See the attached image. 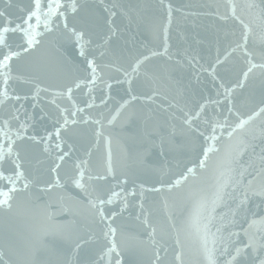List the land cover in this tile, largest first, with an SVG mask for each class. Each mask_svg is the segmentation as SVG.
<instances>
[{
	"label": "water",
	"instance_id": "water-1",
	"mask_svg": "<svg viewBox=\"0 0 264 264\" xmlns=\"http://www.w3.org/2000/svg\"><path fill=\"white\" fill-rule=\"evenodd\" d=\"M32 7L0 0L14 21ZM50 22L12 62L16 79L0 96V125L23 137L13 135L12 148L24 174L11 207H0V264H209V256L228 264L237 247L245 250L233 264H256L264 255V0H78L67 28L59 16ZM72 29L84 34L83 56ZM246 32L250 57L238 47ZM9 39L22 43L21 34ZM69 88L71 98L62 95ZM3 170H15L7 158ZM11 187L0 179V192ZM113 192L101 221L93 204ZM109 224L114 238L105 237Z\"/></svg>",
	"mask_w": 264,
	"mask_h": 264
},
{
	"label": "snow or ice",
	"instance_id": "snow-or-ice-1",
	"mask_svg": "<svg viewBox=\"0 0 264 264\" xmlns=\"http://www.w3.org/2000/svg\"><path fill=\"white\" fill-rule=\"evenodd\" d=\"M11 2V0H10ZM164 0H161V3H163ZM31 3L33 7L24 13V15L17 20H13L11 17H6L5 13L3 11H0V77L3 78V91H0V96H8V84L9 81L12 79H16V77L12 76V62L16 59H19L22 55V53L28 52L31 49H34L39 43L40 40L37 39V29L41 26L43 23V27L46 31H51L50 26V17L56 15L59 16L62 20H64V27L67 28L68 25L66 23V13L70 10L72 13H75L78 8V0H69V3L65 5L63 0H31ZM47 7L48 11H44V7ZM63 9V10H62ZM169 18L171 17V6L169 5ZM233 15H235V8L233 7ZM43 16V21L41 20V17ZM33 20L35 21V24H33ZM243 23V22H242ZM247 29V26H245ZM250 31V29H248ZM73 34L77 37L78 42L81 43V55H84L83 51V45H84V34L81 32H76L75 29H72ZM21 34V40L22 43L13 46V44L10 42L9 34ZM42 35V33H39ZM245 44L244 45H238V47H245L248 41V35L247 32L243 37ZM166 50V49H165ZM245 52L249 57L251 56L250 53H247V49L245 47ZM155 55V53H153ZM147 59V57H145ZM89 67L91 68V81L90 83H94L97 79L96 76V66L94 64V61L89 60ZM142 63V61H138L137 64L133 67V72H136L139 68V64ZM256 65H252V67H255ZM261 67H264V65H261ZM249 71H251V68H249ZM245 77L247 76V73L244 74ZM81 86L80 83H77L75 85L76 88H79ZM223 87V86H222ZM230 91L229 89H226V92ZM71 92L72 89L69 88L67 90V93H62V95L66 94L71 98ZM38 95V92H37ZM13 99L20 100V96H14ZM3 101L0 100V103ZM55 103V101H53ZM91 106V105H89ZM22 107V106H21ZM204 109V105H201L200 112H202ZM79 111H83V109H78ZM20 109H17V113H19ZM200 112H197L195 115L190 117L185 121V123L191 125V122L193 119H199ZM260 112H264V108L260 109ZM259 113H254L253 115H258ZM73 116H75V112L72 113ZM253 117H249L248 119L251 120ZM12 119L19 121L20 116L18 114H13ZM75 123V121H73ZM96 123H99V121H96ZM247 121L241 120L240 123L237 125V127H243L244 124H246ZM68 124L67 118L64 120V125L66 126ZM20 129H23L26 132V125L25 123L20 124ZM216 127L212 128L213 135H209L207 139H215V133ZM13 135H15L16 139H23V137L20 135V131L17 130L15 133L12 132L10 127V122L5 121L2 125H0V139L6 140L9 147L7 151L4 149V145L0 144V179L7 180L9 184L12 185V187L9 190V193L0 192V207L8 206L11 207L9 201L12 199L11 192H15L16 186L15 182L17 179H20L23 177V172L20 171L21 164H20V155L19 152H16L13 150L12 145H15L16 140L13 139ZM53 134H49L45 139H51ZM54 135L56 137L60 136V129L57 128ZM203 135V133H201ZM29 139L35 140V137H29ZM57 149H61V144H56ZM208 151L206 150L204 153L205 159L207 158ZM67 153H63L60 156H58V161H63ZM10 160V162L14 165V172L11 175H5V172L3 170V164L5 159ZM204 161H201V164H203ZM60 167V163H56L55 167L53 168V171L58 169ZM193 169H188V172H192ZM109 173L111 174V169L109 168ZM81 179L83 178V172L80 173ZM99 179H104V177H99ZM183 179H187V177H183ZM58 180V177H57ZM127 181H124L126 183ZM181 183L180 180H176L175 184L179 185ZM24 188L28 187V184L24 183ZM120 193L113 192L111 196L107 200L100 199L98 203L93 204V207L97 209V213L101 219V221H107L109 220V217H107L104 213L103 205L106 203L110 204L112 203V196H119ZM243 204L244 201H241ZM205 233H210V229L207 227V225L204 226ZM219 231V229L217 230ZM116 229L111 227L109 224L108 232L105 233V237H113L115 236ZM111 248L109 249L110 252L116 251V245L114 239L110 240ZM214 243V241H213ZM205 246H207V235L205 236ZM251 243L245 245V248H251ZM244 248L237 247L234 250V254L231 256V260L228 262V264H233L234 261L237 260V258L244 252ZM253 251L255 252V248H253ZM118 255V253H117ZM209 264H216V261L209 256ZM256 264H264V255H258L256 257Z\"/></svg>",
	"mask_w": 264,
	"mask_h": 264
}]
</instances>
